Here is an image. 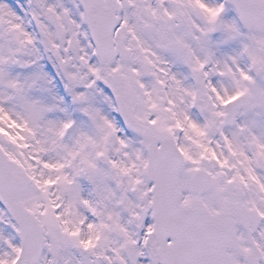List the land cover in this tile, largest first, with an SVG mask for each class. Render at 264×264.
<instances>
[{"label":"snow or ice","instance_id":"1","mask_svg":"<svg viewBox=\"0 0 264 264\" xmlns=\"http://www.w3.org/2000/svg\"><path fill=\"white\" fill-rule=\"evenodd\" d=\"M0 264H264V0H0Z\"/></svg>","mask_w":264,"mask_h":264}]
</instances>
